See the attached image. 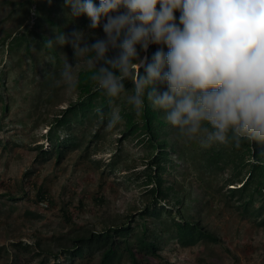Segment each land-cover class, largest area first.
I'll return each instance as SVG.
<instances>
[{
  "label": "clouds",
  "instance_id": "1",
  "mask_svg": "<svg viewBox=\"0 0 264 264\" xmlns=\"http://www.w3.org/2000/svg\"><path fill=\"white\" fill-rule=\"evenodd\" d=\"M63 9L67 20L86 16L89 23L67 34L55 28V38L44 39L54 68L58 47L74 54L70 63L59 53L58 77L48 74L74 92L83 61L107 100V114L97 109L107 130L123 124L115 106L123 96L137 117L146 101L162 111L184 143L264 144V0H64ZM101 28L103 37L95 35ZM151 45L158 48L149 61L141 53Z\"/></svg>",
  "mask_w": 264,
  "mask_h": 264
},
{
  "label": "trees",
  "instance_id": "2",
  "mask_svg": "<svg viewBox=\"0 0 264 264\" xmlns=\"http://www.w3.org/2000/svg\"><path fill=\"white\" fill-rule=\"evenodd\" d=\"M19 3L17 9L28 18V25L17 34L4 37L2 45L8 41L9 51L22 50L13 62L28 63L30 73L26 76L29 81L35 82L36 92H42L48 99V95L52 97L56 94L58 87L53 85V76L48 73L56 72L58 77L62 61L58 47L56 53H51L57 57L55 68L47 62L50 53L42 47V43L46 37L55 38V28L67 34L84 26L88 18L81 16L74 21L67 20L64 16V0H52L51 4L48 0H22ZM94 3L98 4L99 0H94ZM175 15L179 16V12ZM64 48L69 54L71 47L66 45ZM157 48V45H151L148 52H142L141 56L146 55L150 61ZM20 74L23 75L22 70ZM78 74L80 82L75 100L58 110L47 124L42 142L35 146L39 161H44V155L50 152L59 159L67 149H80L81 153L87 155L96 154L99 144L107 143L108 136L114 132V129H106L107 118L101 122L97 116V109L105 114L109 112L106 98L87 79V68L80 69ZM5 75L6 71H0V89H5ZM132 86L131 82L125 83L127 89ZM6 95V91H0V129L6 126L3 119L10 108ZM115 106L121 110L123 124L116 127H122L119 136L109 141L107 149L112 150V153L106 165L109 171L117 172L125 167L122 165L124 161L131 163L132 153L125 150V144L134 142L137 148L134 153L140 164L122 174V183L142 189L140 206L131 210L119 224L77 235L72 239L71 247H61L57 252H32L30 243L15 242V247L28 253V258L23 260L25 263L37 260V264H69L77 256L84 257V253L97 251V264H121L123 260L128 261V264H160L157 261L158 251L169 239L182 247L195 245L199 241L216 242L218 238L204 228L197 217L192 197L188 196L189 183L168 178L179 172L185 173L186 167L194 171L197 177L202 175L206 181L214 182L218 175L225 174L221 185L226 187L227 199L236 203L243 217H253L258 224L264 225V144L244 141L239 147L213 145L204 149L196 142H182L176 129L164 120V113L154 111L147 101L141 117L135 116L123 96L115 102ZM9 141L0 138V146L8 148ZM12 144L19 145L14 139ZM171 155H175V159ZM176 162H180L179 170L176 169ZM26 194L23 192L22 196H13L7 190L0 193V215L5 211H14L21 197L29 203H41L44 200L47 201L46 206L54 203L43 184L37 186L32 199ZM25 212L30 213V210ZM62 216L66 221L71 220V214L67 211L62 212ZM6 251V248L0 250V256ZM4 264L21 263L14 257Z\"/></svg>",
  "mask_w": 264,
  "mask_h": 264
},
{
  "label": "rangeland",
  "instance_id": "3",
  "mask_svg": "<svg viewBox=\"0 0 264 264\" xmlns=\"http://www.w3.org/2000/svg\"><path fill=\"white\" fill-rule=\"evenodd\" d=\"M21 1L0 0V71H6L5 89L0 91L7 92L6 99L10 105L3 119L6 126L0 129V138L11 140L8 148L0 146V193L7 190L13 196H22L26 192L32 199L37 186L43 184L54 203L48 206L45 205L46 200L29 203L21 197L14 211H5L0 215V250L7 249L0 256V264L14 257L21 264H37V260L25 263L23 260L28 258V253L15 247L14 243H30L32 252H57L61 247H71L72 239L77 235L119 224L142 202L141 188L122 183V174L140 164L134 153L137 151L134 142L125 144V150L132 153L133 161H124L122 165L125 167L117 172L107 169L106 162L112 153L107 149L109 141L119 136L122 127L114 129L107 143L99 144L96 154L87 155L80 149H67L59 159L50 152L44 155V161H39L35 146L42 142L47 124L58 110L75 100L77 92L58 86L56 94L45 99V94L36 92L35 82L29 81L26 76L30 73L28 63L13 62L22 50L9 51L8 41L2 45L4 37L17 34L28 25V18L17 9ZM88 23L79 29L87 30ZM95 35L103 37L102 28L97 29ZM60 52L67 55L70 63H74L72 48L69 54L64 47L60 48ZM80 63V69H85L83 61ZM13 139L19 145L12 144ZM171 157L175 159V155ZM176 164L179 170L180 162ZM186 170L168 178L189 183L188 196L192 197L201 225L218 240L214 243L199 241L182 247L169 239L158 251L157 261L160 264H264V225L258 224L253 217H243L236 203L227 199L226 187L221 185L226 175H218L213 182L206 181L202 175L197 177L187 167ZM65 211L71 214L70 221L63 218L62 212ZM98 259L99 252L95 251L84 253V257L77 256L69 264H97ZM121 264H128V261L123 260Z\"/></svg>",
  "mask_w": 264,
  "mask_h": 264
}]
</instances>
